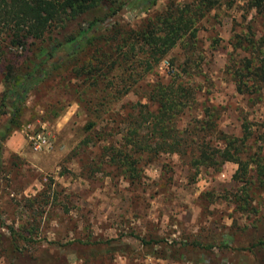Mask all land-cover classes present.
Segmentation results:
<instances>
[{
	"label": "rangeland",
	"instance_id": "rangeland-1",
	"mask_svg": "<svg viewBox=\"0 0 264 264\" xmlns=\"http://www.w3.org/2000/svg\"><path fill=\"white\" fill-rule=\"evenodd\" d=\"M128 1L137 9V1ZM188 1L155 0L143 13L123 8L107 24L137 28L169 2ZM250 2L217 0L199 16L190 49L174 47L138 81L146 87L178 73L196 97L180 127L202 117L205 107L213 108L220 131L241 136L247 124L251 151L264 154V88L260 95L240 94L232 78L233 68L249 55L246 37L264 34V12L250 8ZM58 72L29 95L21 127L3 143L0 264H12L7 247L14 238L43 264H264L252 246L264 239V187L253 164L245 183L233 178L234 162L220 170L193 168L166 152L143 155L137 176H126L104 146L119 142L120 115L145 99L133 91L117 99L103 82L88 87L68 68ZM92 121L96 125L89 129ZM42 126L48 144L34 149L27 133ZM6 225L27 229L25 238L12 235Z\"/></svg>",
	"mask_w": 264,
	"mask_h": 264
},
{
	"label": "trees",
	"instance_id": "trees-1",
	"mask_svg": "<svg viewBox=\"0 0 264 264\" xmlns=\"http://www.w3.org/2000/svg\"><path fill=\"white\" fill-rule=\"evenodd\" d=\"M133 1H137V9L128 0H0V62L4 63L0 91V172L4 165L3 143L21 127L29 95L54 73L68 68L73 78L88 87L105 83L117 99L131 91L145 99L137 100L120 115L118 122L122 128L116 131L120 134L119 142L111 141L104 146L105 155L112 163L124 167L126 176H137L143 155L170 152L177 153L193 168L220 170L226 162H234L238 166L233 178L245 183L253 164L256 180L264 187V154L259 149L251 151L250 126L243 123L241 136L224 133L217 128L216 111L205 107L202 117L196 116L193 122L180 127L181 116L195 104L194 87L184 83L178 73L166 81L156 79L146 87L138 81L174 47L190 49L199 16L210 11L217 0L169 2L164 10L148 16L137 28L107 24L123 8L143 13L155 4V0ZM250 8L263 13L264 0H251ZM245 40L247 45L243 48L249 50V55L243 57L242 65L233 68L232 78L240 94L260 95L264 88V34ZM80 94L83 91L79 93L81 97ZM59 114L57 111L54 116ZM95 125L92 121L88 128ZM113 128L111 125L109 130ZM6 227L12 235L25 238L23 232L27 229ZM15 240L7 247L12 264H43ZM252 246L264 257V239H258Z\"/></svg>",
	"mask_w": 264,
	"mask_h": 264
},
{
	"label": "built area",
	"instance_id": "built-area-1",
	"mask_svg": "<svg viewBox=\"0 0 264 264\" xmlns=\"http://www.w3.org/2000/svg\"><path fill=\"white\" fill-rule=\"evenodd\" d=\"M39 131H30L27 133V137L33 145L34 149H40L42 146L48 144L49 132L45 129L44 126Z\"/></svg>",
	"mask_w": 264,
	"mask_h": 264
}]
</instances>
